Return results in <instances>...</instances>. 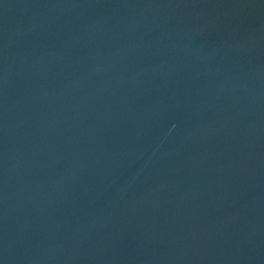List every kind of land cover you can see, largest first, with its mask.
I'll list each match as a JSON object with an SVG mask.
<instances>
[{"label": "water", "instance_id": "obj_1", "mask_svg": "<svg viewBox=\"0 0 264 264\" xmlns=\"http://www.w3.org/2000/svg\"><path fill=\"white\" fill-rule=\"evenodd\" d=\"M0 264H264V0H0Z\"/></svg>", "mask_w": 264, "mask_h": 264}]
</instances>
